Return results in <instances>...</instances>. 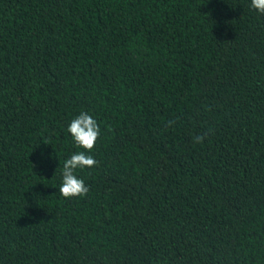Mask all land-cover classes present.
Wrapping results in <instances>:
<instances>
[{
    "label": "trees",
    "instance_id": "1",
    "mask_svg": "<svg viewBox=\"0 0 264 264\" xmlns=\"http://www.w3.org/2000/svg\"><path fill=\"white\" fill-rule=\"evenodd\" d=\"M82 112L97 163L66 199ZM0 264H264L251 0H0Z\"/></svg>",
    "mask_w": 264,
    "mask_h": 264
},
{
    "label": "clouds",
    "instance_id": "2",
    "mask_svg": "<svg viewBox=\"0 0 264 264\" xmlns=\"http://www.w3.org/2000/svg\"><path fill=\"white\" fill-rule=\"evenodd\" d=\"M252 9L264 15V0H251ZM71 134L76 146L83 149L67 159L62 169V184L59 187V194L66 198L85 197L90 189L83 179L77 178L76 170L93 168L97 161L91 153L100 137L101 129L97 121L89 114L82 112L73 119L67 129ZM195 142H203L204 137L194 138Z\"/></svg>",
    "mask_w": 264,
    "mask_h": 264
}]
</instances>
